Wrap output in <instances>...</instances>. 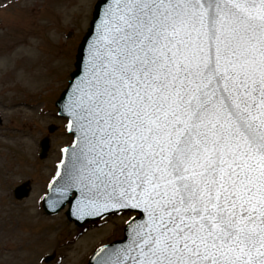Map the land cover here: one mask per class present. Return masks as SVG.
I'll return each mask as SVG.
<instances>
[{
	"label": "snow or ice",
	"instance_id": "obj_1",
	"mask_svg": "<svg viewBox=\"0 0 264 264\" xmlns=\"http://www.w3.org/2000/svg\"><path fill=\"white\" fill-rule=\"evenodd\" d=\"M81 45L66 195L138 213L99 264H264V0H96Z\"/></svg>",
	"mask_w": 264,
	"mask_h": 264
},
{
	"label": "rangeland",
	"instance_id": "obj_2",
	"mask_svg": "<svg viewBox=\"0 0 264 264\" xmlns=\"http://www.w3.org/2000/svg\"><path fill=\"white\" fill-rule=\"evenodd\" d=\"M95 3L0 0V76L14 68L7 55L20 47L29 57L41 55L47 71L38 86L18 81L19 76L0 83V264H87L97 248L123 237L133 216H113L80 229L67 219L68 207L56 216L46 215L42 208L61 150L72 141L55 103L68 85ZM21 68L14 73H21ZM17 105L28 114L26 121L12 116ZM52 127L55 131L50 133ZM46 136L50 150L41 159L39 143ZM13 139L25 144H4ZM26 181L29 197L18 201L14 189ZM47 256L53 259L45 260Z\"/></svg>",
	"mask_w": 264,
	"mask_h": 264
},
{
	"label": "water",
	"instance_id": "obj_3",
	"mask_svg": "<svg viewBox=\"0 0 264 264\" xmlns=\"http://www.w3.org/2000/svg\"><path fill=\"white\" fill-rule=\"evenodd\" d=\"M89 39L90 40L94 39V36L89 35ZM85 56H86L85 47L82 46L80 43L78 50H77L75 64L78 61L83 62ZM78 76H79V72L76 73V76H71V80H75L76 77H78ZM69 85H70V83H69ZM70 100H71V90L68 87V89L65 90L61 94L56 105H57V107L60 108L61 115H64V116L68 115L72 121V116L69 114V111H68V105L70 103ZM63 109H65V113H64ZM66 109H67V114H66ZM54 131H55L54 127L50 128L51 133H53ZM71 131L74 132L75 143L71 148L67 149L68 150L67 152H64V159H63L62 164H60V166H59V171H58L57 177L50 187L49 194L44 198L43 206H44L46 214L51 215V216L56 215L66 206L67 203H69V210L66 212V216H67L68 220H70L71 222H74L75 225L78 227H83L87 223L100 220L104 217L119 213L121 211L136 212V210H132V209H122L119 211L101 210L99 214L81 216L76 211V206H77L78 198H79L78 190L75 188L71 189V192L76 195L74 198L71 197L72 195L70 197H68L66 195L67 185L71 182V177L74 175L75 159L73 156V152L77 151L79 148V145L77 144L79 134H78V131H77L75 125H73V127L70 129V132ZM41 147L43 149V151L41 153V158L44 159V158H46L47 152L50 148L49 138H45L41 142ZM29 186H30V182H26L23 185L19 186L15 190V196L18 200H22V199L29 196L30 191H31ZM124 235H125V232H124ZM119 241H121V240L115 241L112 244H109L107 246L100 248L91 257L88 264H99V262L101 261V258L105 257V255L109 252L108 246L115 245L116 247H119V244H118ZM102 249H103V251H101ZM52 259H53V257L47 258L48 261H50Z\"/></svg>",
	"mask_w": 264,
	"mask_h": 264
},
{
	"label": "bare ground",
	"instance_id": "obj_4",
	"mask_svg": "<svg viewBox=\"0 0 264 264\" xmlns=\"http://www.w3.org/2000/svg\"><path fill=\"white\" fill-rule=\"evenodd\" d=\"M21 48L22 47H20L18 50L10 51L9 54L7 55V58L13 62L14 68L9 73L2 74L0 76V83L4 80L14 81L15 78L19 76L18 81H26L31 85L38 86V83L41 80H43V78L47 75L45 62L42 61L41 55H35V57H29L23 52ZM45 61L48 62L47 59H45ZM29 65H32L31 67H29L30 69H26V67ZM19 67H22L21 73L18 72L14 73V71L19 70ZM13 109L14 110L12 112V116L21 117L22 119L24 117L28 118V114H26V112H24L22 108H19L18 105L15 106ZM23 112L25 114H23ZM26 118H24L25 121ZM14 140L15 139H13V141ZM4 144L18 148L24 145L25 143L22 142L21 140H15V142L13 143L5 141Z\"/></svg>",
	"mask_w": 264,
	"mask_h": 264
}]
</instances>
